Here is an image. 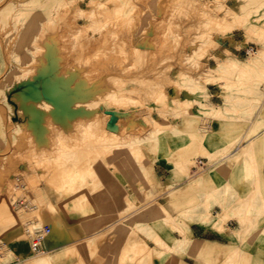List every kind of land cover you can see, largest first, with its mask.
I'll return each instance as SVG.
<instances>
[{"label": "rangeland", "instance_id": "rangeland-1", "mask_svg": "<svg viewBox=\"0 0 264 264\" xmlns=\"http://www.w3.org/2000/svg\"><path fill=\"white\" fill-rule=\"evenodd\" d=\"M262 1H246L250 13L232 17L236 0H0V247L8 250L0 264H16L18 240L33 245L45 226L49 252L67 245L59 264H264V180L256 182L255 168L245 176L254 191L224 185L231 211L219 197L203 199L190 177L192 167L216 171L200 168L199 157L219 159L190 144V117L205 136L218 115L204 110V86L237 80L224 99L241 101L254 95L248 81L264 83V64L246 79L231 68L264 52ZM157 165L177 176L172 193L155 178ZM119 169L132 176L130 243L109 247L105 231L67 243L118 219L106 194ZM151 200L162 205L156 219L141 209ZM199 210L218 225L198 222ZM192 224L226 235L233 252L185 247ZM156 241L162 248L149 252Z\"/></svg>", "mask_w": 264, "mask_h": 264}, {"label": "crops", "instance_id": "crops-1", "mask_svg": "<svg viewBox=\"0 0 264 264\" xmlns=\"http://www.w3.org/2000/svg\"><path fill=\"white\" fill-rule=\"evenodd\" d=\"M227 7L232 8L233 5L228 4ZM231 53L236 58H241L244 51L231 49ZM238 83L237 80L220 81L204 86L209 96V102L215 106L216 110L218 109V115L217 118L212 117L206 121L205 129L208 130V134L205 135L202 144L192 148V151L200 152L201 148H204L209 150L212 156L225 150L229 151L225 157L210 165H208V158L206 157L197 159L198 166L204 171L209 168L216 169L213 175H206L203 172V180L219 189L224 188L227 182L238 193L248 194L250 191H254V188L251 189L245 182L248 169L255 168L254 179L256 182L264 180V83L257 86L254 85L257 80L248 81L246 87L251 88L252 90L249 92L254 95L248 96L244 100L240 101L243 98L235 93H228L224 99L226 92L223 88L235 87ZM255 87L256 89H254ZM260 97L261 102L255 107L254 104ZM195 125L194 119L190 117V141L198 135V129ZM232 161L233 164L230 163ZM120 167L121 165L118 163V168ZM113 174L116 176L112 182L109 181L107 184V210L109 212L112 210L119 217L99 230L97 234L105 231L107 245L119 250L131 241L130 228L125 225L131 213L125 210L127 201L129 202L131 199L132 176L129 171L120 169L117 172L113 171ZM154 174L158 183L162 185L178 183L177 176L172 173L168 165L155 166ZM198 175L200 173L197 167H192L190 177H197ZM229 225L236 227L234 222H230ZM190 229L197 239L230 244L228 243L229 240L210 229L201 228L198 224H192Z\"/></svg>", "mask_w": 264, "mask_h": 264}, {"label": "bare ground", "instance_id": "bare-ground-1", "mask_svg": "<svg viewBox=\"0 0 264 264\" xmlns=\"http://www.w3.org/2000/svg\"><path fill=\"white\" fill-rule=\"evenodd\" d=\"M217 1H222L224 2V0H217ZM249 1V0H236L235 2V10L234 11H226V14L230 15V16H243L247 13H250V8L248 7L249 5H247L245 2ZM264 2V1H262ZM251 9H254L253 7H251ZM88 14V13H87ZM90 14H92V12H90ZM253 57V61L250 63H246V64H240V61L237 59H233L231 60V68L233 69V66L235 68H238V70L240 71L242 77L244 79H246L249 75V73H253V71H256L258 69V67L261 64H264V52H261L259 54H252ZM233 64V65H232ZM228 65V64H227ZM227 69L226 66H219L217 68L218 71H225ZM237 72V71H235ZM211 77V76H210ZM206 106L205 112L207 113H212L211 115H215L218 112V109L216 110V108H214V105L209 103V104H204ZM3 105L0 104V108H2ZM144 121V120H143ZM142 123V122H141ZM145 125H142L143 128H139V131H143L144 128L146 129V126H148L149 120L145 121ZM7 124V123H6ZM144 124V123H143ZM16 125H18V123L16 122H12V123H8V126L10 127H16ZM141 126V125H140ZM150 132V130L147 128V130ZM204 135L200 134L197 135L196 137L192 138L190 141V144L193 143L194 145H201L202 141L204 140ZM185 147H188V145L186 144ZM184 148V147H183ZM206 151L208 153H206V155H210L213 158H223L225 157L229 151L225 150L222 151L220 153H218L215 156H212L211 152L209 150H205L204 148H201V151ZM248 156V155H247ZM218 159V160H219ZM217 160V161H218ZM247 174H251V170L248 169ZM203 177V173L199 176H197L193 181H194V189H196L197 191H200L199 193H201L203 199L209 198V199H222L227 207L228 210H233L235 209V205L228 199L224 200V198L228 197L229 195V188H224L221 190H212L209 191L207 190V186H205L204 181L202 179ZM170 189L167 193H172L176 188L173 187V183H168L165 184L162 189ZM166 193V194H167ZM219 197V198H218ZM141 209H146L145 213L148 214V216H150L151 219H156L158 217H160L162 215V205L158 204L156 202H153L151 200V202L147 203L146 205L142 206ZM243 212V211H242ZM133 214V213H132ZM196 220L202 224H206L207 226H217L218 222L209 217L206 212L204 211H197L196 213ZM133 218L132 215L130 217V219ZM118 222V221H117ZM172 222V221H171ZM29 232V230H27ZM50 232V229H49ZM62 232V231H61ZM67 232V230H66ZM188 239L185 243V247H187L188 249L194 251L195 253L199 254V255H205V254H210V253H217V254H227V253H231L233 252L232 249V245L233 243L230 244H221L219 242L216 241H209V240H204V239H197L193 236V232L191 231V229H188ZM46 234V232H44ZM63 233V232H62ZM65 233V232H64ZM96 231H93L87 235H75L73 237H69L70 240L67 243L70 242H78L79 240H81L82 238H84V236H88L87 239H92V235L96 234ZM155 233V232H154ZM43 232H42V236H43ZM221 237H225L226 235L220 234ZM178 242V240H177ZM67 245L62 246L60 249L56 250V251H52L49 252V250H47V248L45 247L44 244V251L42 252H36L34 250V245H29L26 240L24 239H19L18 240V251L20 252V260L16 263V264H59L60 261L62 260V258L64 257L65 251H66V247ZM162 244L159 241H156V245L153 248H148L149 252H158V250L161 247ZM4 248L0 247V258L5 259L6 256L8 255V250L5 251L3 250ZM183 264H188V263H183ZM195 264H202L201 260H199V262L195 263Z\"/></svg>", "mask_w": 264, "mask_h": 264}, {"label": "built area", "instance_id": "built-area-1", "mask_svg": "<svg viewBox=\"0 0 264 264\" xmlns=\"http://www.w3.org/2000/svg\"><path fill=\"white\" fill-rule=\"evenodd\" d=\"M250 52V51H248ZM245 54H248L247 52H245ZM16 182H19V179L17 177H15L14 179ZM22 185H20L21 187ZM41 232V231H40ZM40 232H37L36 235L33 237V245H34V250L36 252H42L44 251V246H43V243L46 241V239L44 240L43 236H42V233ZM42 232L43 234H45L44 232L46 233H49V228L48 227H43L42 229Z\"/></svg>", "mask_w": 264, "mask_h": 264}]
</instances>
